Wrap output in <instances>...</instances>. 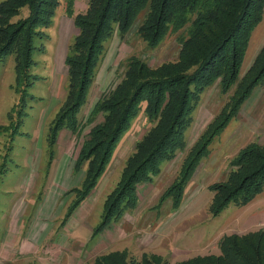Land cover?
<instances>
[{"label":"rangeland","instance_id":"1","mask_svg":"<svg viewBox=\"0 0 264 264\" xmlns=\"http://www.w3.org/2000/svg\"><path fill=\"white\" fill-rule=\"evenodd\" d=\"M58 2L50 25L33 40L28 69L31 85L26 87L22 103V92L14 87V55L0 59V264H92L97 256L122 251L129 260L139 261L145 253L176 264L198 256L219 255V242L225 236L264 232V191L243 206L229 205L216 217L209 212L213 195L209 186L225 180L230 160L244 146L264 143V85L253 90L238 115L208 145L179 206L174 208L170 199L160 202L191 147L235 90L233 87L221 94L218 81L204 91L192 112L184 149L162 164L156 177L138 186L134 210L93 236L102 220L106 196L117 184L136 142L152 126L143 115L144 105L117 145L96 188L65 222L67 208L76 197L72 189H79L84 178L86 165L75 170L76 156L89 130L103 122L101 114L89 120L94 104L120 82L128 57L141 58L156 67L175 60L179 45L176 35L169 34L156 48H148L137 33L143 13L125 36L121 38L115 32L105 43L96 79L78 115L79 131L72 134L61 130L52 145L48 131L67 91L64 59L78 35L66 12L68 0ZM72 3L76 15L85 12L88 0ZM27 13L25 6L20 7L10 20L15 23ZM263 45L264 8L261 22L251 33L240 78ZM260 97L262 103L256 106L254 101Z\"/></svg>","mask_w":264,"mask_h":264},{"label":"trees","instance_id":"2","mask_svg":"<svg viewBox=\"0 0 264 264\" xmlns=\"http://www.w3.org/2000/svg\"><path fill=\"white\" fill-rule=\"evenodd\" d=\"M59 5L58 0H3L0 3V59L14 55L15 85L22 92L31 85L33 40L47 28ZM27 15L12 23L20 7ZM264 0H88L84 13L73 15L72 0L66 12L78 35L69 45L65 98L51 122L52 145L61 130L79 131L78 115L85 105L105 53V43L116 32L121 38L143 13L137 33L148 48H156L169 34L179 45L176 59L150 67L141 58L130 56L123 63L120 82L104 93L90 114H101L103 122L93 126L76 156L74 169L85 165L83 182L65 214V222L96 188L106 166L132 121L143 108L152 125L136 142L126 159L119 180L106 196L102 220L93 230L101 233L138 203L137 188L156 177L164 163L172 161L185 147V131L192 112L204 91L218 81L220 93L235 90L229 101L207 125L191 147L178 175L163 193L160 202L170 199L178 207L184 190L208 145L234 119L253 90L264 85V45L249 69L240 78V69L251 33L261 22ZM225 180L213 183L209 212L218 216L229 205L243 206L264 191V143L244 146L229 163ZM64 224V223H63ZM217 256L195 257L176 264H264V232L225 236ZM92 264H170L158 256L143 254L128 259L125 251L95 257Z\"/></svg>","mask_w":264,"mask_h":264},{"label":"crops","instance_id":"3","mask_svg":"<svg viewBox=\"0 0 264 264\" xmlns=\"http://www.w3.org/2000/svg\"><path fill=\"white\" fill-rule=\"evenodd\" d=\"M263 94V93H262ZM260 103H262V98L260 97V99H255V101H254V104H256V106H259L260 105ZM255 110H256V108H255ZM257 111V110H256ZM7 231V230H6Z\"/></svg>","mask_w":264,"mask_h":264}]
</instances>
